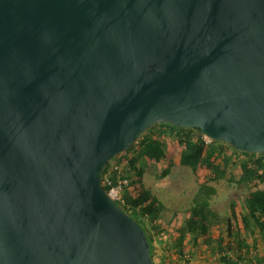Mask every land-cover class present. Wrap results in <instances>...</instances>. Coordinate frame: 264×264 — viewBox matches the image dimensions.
I'll list each match as a JSON object with an SVG mask.
<instances>
[{"label":"water","instance_id":"water-1","mask_svg":"<svg viewBox=\"0 0 264 264\" xmlns=\"http://www.w3.org/2000/svg\"><path fill=\"white\" fill-rule=\"evenodd\" d=\"M161 122L264 153V0H0V264H154L102 180Z\"/></svg>","mask_w":264,"mask_h":264},{"label":"trees","instance_id":"trees-1","mask_svg":"<svg viewBox=\"0 0 264 264\" xmlns=\"http://www.w3.org/2000/svg\"><path fill=\"white\" fill-rule=\"evenodd\" d=\"M166 138H173L181 146L179 164L189 167L200 178L192 205L187 210L188 215L177 230L174 246L178 260L173 264H190L192 255L187 252L184 243L186 235L191 236L195 247L199 239H202V244L217 257L215 264H264V256L254 253L260 244L264 246V188L250 191L241 205L231 204V215L226 222L227 233L216 238L212 235V224L217 216L210 205V199L216 193L213 183L226 179L227 168L231 164H238L240 175L236 179L230 173L228 180L252 183L253 186L264 184V153L240 152L224 142H207L198 128H178L163 122L153 125L128 150L109 161L104 168L102 180L104 190L108 192L117 184L118 178L123 177L115 170V166L122 165L121 172L130 174L129 185L123 190L126 203L116 204L144 231L154 264L165 262L162 258L160 263L154 260L157 252L155 239L165 231L160 219L165 207L145 187L143 179L150 165L162 161L167 164L158 172L157 177L163 179L170 174L175 161L173 153L166 148ZM105 180L110 181V184ZM233 218L235 222H232ZM164 244L167 245L166 242Z\"/></svg>","mask_w":264,"mask_h":264},{"label":"rangeland","instance_id":"rangeland-1","mask_svg":"<svg viewBox=\"0 0 264 264\" xmlns=\"http://www.w3.org/2000/svg\"><path fill=\"white\" fill-rule=\"evenodd\" d=\"M165 144L166 148L173 153L175 161L170 174L163 179L157 177L158 172L167 164L166 161H162L149 166L148 171L144 175L143 183L146 188L158 197L165 207L160 214L165 231L161 237L155 239L154 246L157 252L154 260L160 263L162 258L165 261L164 264H173L174 261L178 260L176 247L174 246L175 238L178 235L177 230L183 224L185 216L188 215L187 210L192 205L200 178L198 179L189 167L179 164L181 146L177 145L173 138H166ZM227 170V177H229L230 173L236 179L240 175L238 164L229 165ZM227 177L217 183H213L216 193L211 197L210 205L217 216L212 224V235L214 238L226 235V222L231 215V204L237 203L241 205L250 191L256 188H264V184L253 186L252 183H238L237 180H228ZM232 222H235L234 218ZM238 222H240V219H238ZM191 239L190 235H186L184 239L187 252L192 255L190 264H215L217 257L213 256L206 245L202 244V239H199V244L196 247L193 246ZM167 246L169 249H167ZM254 253L264 256L263 244H260ZM254 253L253 255H255Z\"/></svg>","mask_w":264,"mask_h":264},{"label":"built area","instance_id":"built-area-1","mask_svg":"<svg viewBox=\"0 0 264 264\" xmlns=\"http://www.w3.org/2000/svg\"><path fill=\"white\" fill-rule=\"evenodd\" d=\"M207 142L209 140L205 139ZM123 166H115V170H117L118 174L123 177H119L117 180V184L112 186L110 190L108 191V194L110 197L117 203L121 205H125L126 201L125 198L123 197V190L126 186L129 185V173H123L121 172ZM107 184H110V181L105 180Z\"/></svg>","mask_w":264,"mask_h":264}]
</instances>
